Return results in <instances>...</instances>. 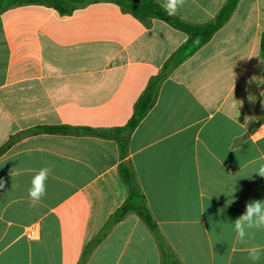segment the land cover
<instances>
[{"label": "crops", "instance_id": "crops-1", "mask_svg": "<svg viewBox=\"0 0 264 264\" xmlns=\"http://www.w3.org/2000/svg\"><path fill=\"white\" fill-rule=\"evenodd\" d=\"M226 2L185 0L172 17L202 26ZM263 31L264 0H239L127 132L149 81L187 42L185 30L107 0L67 15L40 4L0 12V149L11 142L0 155V264H80L128 199L122 164L134 172L165 253L130 212L84 264H254L246 249L264 247V230L240 243L231 223L246 203L264 200L253 173L264 164ZM42 126L110 135L36 130ZM43 167L52 172L33 207L28 189ZM32 228L35 239L27 237Z\"/></svg>", "mask_w": 264, "mask_h": 264}, {"label": "trees", "instance_id": "trees-1", "mask_svg": "<svg viewBox=\"0 0 264 264\" xmlns=\"http://www.w3.org/2000/svg\"><path fill=\"white\" fill-rule=\"evenodd\" d=\"M101 0H0V12L17 5L24 4H40L46 5L50 7H54L61 14L67 15L71 14L74 9L79 6L85 5L90 2H96ZM113 1L120 6L125 11L132 13L134 16L140 18L143 21H146L152 17L161 18L172 25L177 27H181L189 34V38L187 42L180 47L172 56L167 60L162 70L153 77L138 101L136 102L134 114L128 124L124 127L125 131L131 132L136 128L142 118L148 113V111L153 107L157 100V95L159 88L162 82L166 79V77L170 74V72L186 57L195 52L198 48H200L203 44H205L212 35L219 30L230 18L234 9L236 8L239 0H227L226 4L222 7L219 14L210 22L205 25L193 27L186 26L183 23H178L172 16H168L164 9L155 1V0H107ZM196 40L197 43L191 44L192 40ZM261 54L264 59V31L261 37ZM37 131H44L49 133H93L99 134L102 136L109 137V133L100 132L89 129V128H72L67 126H53L47 127L42 126L36 129ZM119 132V131H114ZM13 140V139H12ZM11 143V142H10ZM10 143L6 144L4 147L0 149V155L6 150V148L10 145ZM121 146L123 149L126 147V143L122 142ZM121 171L125 181L129 185V196L128 199L124 202V204L114 213L111 217L108 225L104 228V230L98 235V237L90 244V246L84 252V256L80 264H84L90 250L93 246L98 244L101 241V238L106 235L107 230L116 222L120 221L124 216H126L130 212L136 213L150 228V230L154 233L158 245L162 251V254L165 253L166 243L164 237L160 233L157 223L155 222L151 211L147 205L146 199L144 195L141 193L139 189L134 172L131 167L126 164H122ZM258 183H264V177H260Z\"/></svg>", "mask_w": 264, "mask_h": 264}, {"label": "clouds", "instance_id": "clouds-1", "mask_svg": "<svg viewBox=\"0 0 264 264\" xmlns=\"http://www.w3.org/2000/svg\"><path fill=\"white\" fill-rule=\"evenodd\" d=\"M185 0H164L161 7L164 9L168 16H175L178 14L179 10L184 6ZM52 172L51 167L41 168L32 178L31 186L28 189V198L33 207L37 206L42 198L46 194V181ZM253 173L264 177V164L260 165ZM252 173V174H253ZM19 173L13 169L11 175H18ZM251 174V175H252ZM245 176V177H251ZM5 187V182L0 179V189ZM231 192V203L234 199ZM233 230L236 234V240L240 243H244L246 239L254 238L255 233L260 230H264V200H251L246 203L245 211L234 222ZM248 253L249 260L253 261L254 264L260 261L262 256H264V247L259 245L253 246L246 249Z\"/></svg>", "mask_w": 264, "mask_h": 264}, {"label": "built area", "instance_id": "built-area-1", "mask_svg": "<svg viewBox=\"0 0 264 264\" xmlns=\"http://www.w3.org/2000/svg\"><path fill=\"white\" fill-rule=\"evenodd\" d=\"M37 231H36V229L35 228H32V229H30L29 231H28V233H27V237L29 238V239H35V238H37Z\"/></svg>", "mask_w": 264, "mask_h": 264}]
</instances>
